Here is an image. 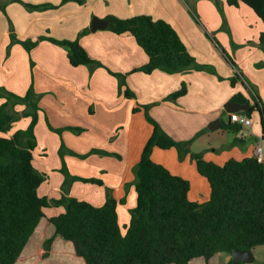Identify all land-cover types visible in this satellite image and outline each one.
Segmentation results:
<instances>
[{
	"label": "crops",
	"instance_id": "obj_1",
	"mask_svg": "<svg viewBox=\"0 0 264 264\" xmlns=\"http://www.w3.org/2000/svg\"><path fill=\"white\" fill-rule=\"evenodd\" d=\"M25 4L38 8L27 10ZM140 15L171 25L195 58V65L179 73H132L148 62L133 36L114 34L108 27L94 33L89 30L94 17L106 20L108 16L128 19ZM84 30L87 32L81 34ZM263 31L262 21L249 7L229 6L227 0H84L82 5L61 4V0H0V89L22 97L32 83L37 96L33 166L46 175L39 196L57 200L64 195L101 207L108 193L118 203V223L124 234L129 211L136 205L133 168L153 129L145 106L150 119L165 134L187 143L189 152L200 154L205 161L222 166L230 159L253 157L259 143L264 150V129L253 99L264 106V45L259 43ZM11 36L21 41L77 38L89 57L103 67L92 71L86 66L72 67L63 48L40 40L27 51L19 43L11 44ZM205 36L219 54L208 50ZM108 71L126 75L123 89L133 98L123 95L119 80ZM231 78L235 79L234 87ZM182 85L185 94L171 99ZM236 94L248 100L249 109L254 108L244 139L222 128V122L229 123L225 107ZM4 102L5 98H0V107ZM24 110V105L14 108L18 114ZM30 120L20 117L8 132H0V138L26 130ZM62 145L67 173L98 179L101 186L75 181L62 190ZM92 150L107 154H89ZM151 159L188 181L189 201L202 204L209 200V184L197 173L189 154L179 159L174 148H153ZM63 212V207L45 209L48 217ZM251 252L254 261L250 264H264V245ZM230 262V254L217 256V264Z\"/></svg>",
	"mask_w": 264,
	"mask_h": 264
},
{
	"label": "trees",
	"instance_id": "obj_2",
	"mask_svg": "<svg viewBox=\"0 0 264 264\" xmlns=\"http://www.w3.org/2000/svg\"><path fill=\"white\" fill-rule=\"evenodd\" d=\"M68 2L82 5L84 0H61V4ZM227 4L233 7L244 4L264 25V0H227ZM106 21L110 32L132 35L148 56L147 64L132 73L151 74L155 70L179 73L196 63L175 29L165 21L146 15L128 19L108 16ZM40 40L63 48L72 67L86 66L91 71L103 67L89 57L77 38L21 41L11 36V44L19 43L27 51ZM259 43L264 45V31ZM108 72L119 80L123 95L133 98L128 89H123L126 75ZM230 84L234 87V78ZM185 92L182 85L170 98L175 100ZM0 98H5L0 107V132H8L20 117L31 119L26 130L0 138V264H217L219 254H231L234 249L252 251L264 245V158L230 159L222 166L205 161L200 154L190 153L187 143H178L165 134L150 119L145 106L153 129L133 168L136 205L129 211L130 221L123 234L118 223V203L108 193L101 207L64 195L57 200L39 196L38 189L46 175L33 166L34 128L39 110L33 85L22 97L1 88ZM253 99L264 129V106ZM230 102L248 104L241 94L234 95ZM17 105L25 106L21 114L14 111ZM253 110L250 108L245 115L250 117ZM222 128L234 133L241 129L230 122H222ZM153 148H174L179 159L189 154L197 173L209 184V200L202 204L189 201L188 181L154 163ZM89 154L107 153L92 150ZM59 155L64 176L62 190L75 181L102 185L98 179L70 176L63 163V145ZM57 207H63L64 212L55 217L45 214V209Z\"/></svg>",
	"mask_w": 264,
	"mask_h": 264
},
{
	"label": "water",
	"instance_id": "obj_3",
	"mask_svg": "<svg viewBox=\"0 0 264 264\" xmlns=\"http://www.w3.org/2000/svg\"><path fill=\"white\" fill-rule=\"evenodd\" d=\"M107 27H108V22L106 20H99L96 17H94L89 26V30L90 32L94 33L97 30H104ZM248 109H249V104L241 105L235 102H230L225 107V112L228 114L237 113V112H246L248 111ZM210 130H214V129L210 128ZM230 256H231V262L233 264H250L254 261L251 251H241L234 249L231 252Z\"/></svg>",
	"mask_w": 264,
	"mask_h": 264
},
{
	"label": "built area",
	"instance_id": "obj_4",
	"mask_svg": "<svg viewBox=\"0 0 264 264\" xmlns=\"http://www.w3.org/2000/svg\"><path fill=\"white\" fill-rule=\"evenodd\" d=\"M229 115V122L232 124H237L241 127L240 131L237 133L241 139H244L248 136V132L246 128L251 127V119L248 118L245 114L239 113H230ZM254 157L258 161H262L264 158V150L262 143H259L254 147Z\"/></svg>",
	"mask_w": 264,
	"mask_h": 264
},
{
	"label": "rangeland",
	"instance_id": "obj_5",
	"mask_svg": "<svg viewBox=\"0 0 264 264\" xmlns=\"http://www.w3.org/2000/svg\"><path fill=\"white\" fill-rule=\"evenodd\" d=\"M23 7L25 8V9H27V10H29V7L28 6H26V5H23ZM189 7V6H188ZM218 13H219V15H220V17H221V20L223 21V20H225V17H224V14H223V12L221 11V10H219L218 9ZM224 22V21H223ZM205 39H206V41H207V44H208V47H209V51H214V52H216L217 54H219L218 53V51H216V49H215V46L214 45H212V42L209 40V38H207L206 36H205ZM210 48H211V50H210ZM220 52V51H219ZM221 53V52H220ZM221 55H222V53H221ZM220 56V55H219ZM223 56V55H222ZM221 57V56H220ZM222 58V57H221ZM225 120V119H224ZM263 259H264V256H263ZM37 264H41V263H37Z\"/></svg>",
	"mask_w": 264,
	"mask_h": 264
}]
</instances>
